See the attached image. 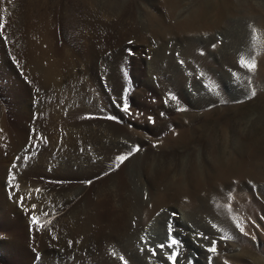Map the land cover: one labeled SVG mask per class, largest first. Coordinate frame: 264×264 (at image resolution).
Masks as SVG:
<instances>
[{
	"label": "bare ground",
	"instance_id": "6f19581e",
	"mask_svg": "<svg viewBox=\"0 0 264 264\" xmlns=\"http://www.w3.org/2000/svg\"><path fill=\"white\" fill-rule=\"evenodd\" d=\"M183 1L167 0L168 11L173 17H184L185 20L178 24L180 27L190 29L195 26L196 30L205 33L220 31L225 15L236 12L233 6L229 7V0L216 5L210 13L206 10L191 12L183 9ZM43 3L42 7H38L39 11L32 15V21L27 22L24 56L36 89L46 99L43 104L44 116H38L33 110L28 116L39 121L36 132L46 138V142L38 140V144H35L37 146H33L34 150L32 147L25 150L22 148V134H18L19 130L17 134H13L14 128H11L9 133L2 132L5 139L0 141V144L4 143L10 155L14 153L21 156L18 164L20 170L25 164L28 165L25 173L19 174L20 176L27 177L28 173H31L29 169L34 168L42 171L44 176L51 175L57 180L69 178L70 181L50 182L42 179L41 184L33 185L29 182V186L43 190L39 200L35 196L30 200L31 206L37 205L32 215H38L43 227L37 230L35 225L30 227L31 222H28L30 245L36 251H31V259L27 263L124 264V261H127V264H172L167 256L174 252L178 257L176 264H197L193 255L198 250L203 262L219 264L218 260L212 259L213 254L206 250L210 241L216 240L217 247L222 245L233 251L237 248V212L247 211L252 217L256 211L255 208H249L253 206L248 202L250 198H247V192L245 196L237 195V179L247 178L250 174L245 168V161H240L237 165L238 156H231L232 160L229 158V162H226L228 159L223 162L222 156L216 150V147L221 146L219 136L213 133L205 137L206 146L200 153L196 152L197 145L188 148V143L193 142L196 137V129L193 126L190 132L186 128L187 131L178 134L177 140H171L173 145H180L181 150L159 147V150L156 148L158 151L148 150L145 156L142 155L144 157L139 158V153L133 148L134 135L132 132L130 134L129 127L109 122L106 125L99 124L84 118L86 110L101 112L98 110L101 108H97L100 107L99 99L93 97V81L96 75L94 79L91 75L94 72L110 75L113 71L109 72L106 70L107 66L105 68L103 65L117 61L122 55L127 60V43L145 39L146 32H143L142 26L137 23L134 10L128 16L110 21L106 20L103 14L93 13L91 9L81 5H61L56 12H52L46 3ZM235 30L237 32V28ZM186 38L181 43V48L180 45H177L178 48L172 44L171 48L168 47L169 44L166 46V49H172L173 57L168 56L166 50L162 56L155 54L153 49L144 50L148 54L146 57H149V60L146 58L151 79L149 81L158 82V85L157 82L153 85L161 89V96L167 101L166 106H178L184 109L186 118H191L207 104L225 101L224 87L227 84L237 86L236 75L240 67L237 69V33L232 36V45L225 44L223 51L214 39L212 44L208 43L210 47L202 48L201 45L200 48L193 46L191 39ZM176 50H179V59L174 55ZM181 59L183 62L178 64ZM118 63L117 70L122 69L124 76L127 72L123 67L125 63L123 60ZM228 73L232 77L226 76ZM199 74L200 80L197 78ZM121 81L111 87L108 96L113 94L116 106L123 110V98L128 96V91L122 87ZM63 107L68 111L65 109L62 113ZM118 114L122 115L121 112ZM167 115V108L162 109L161 117L164 118L159 122L160 125L148 127L153 134L164 131L171 123ZM59 130L70 135L60 139L61 137L57 136L61 132ZM25 135L22 136L26 137ZM27 135L30 136L29 133ZM41 145L43 147L37 155L36 150ZM218 148L221 151L220 147ZM129 152L132 153L129 158L120 163L119 167H115L117 157ZM199 154H202V161ZM187 159L190 165L183 169V163ZM0 161L6 162L3 157ZM0 168V176L3 177L8 172L5 167ZM23 180L19 183L21 186L25 184ZM29 186L25 187L29 189ZM222 188L231 191V195L224 197ZM243 188L242 186L241 189ZM237 196L240 201H237ZM11 199L16 201L14 197ZM45 212L48 215H44ZM197 233H203L209 240L202 239ZM221 236L229 238L220 239ZM170 237L181 241L171 249L157 248L156 255H152L149 248L167 242ZM39 255L42 256L41 260Z\"/></svg>",
	"mask_w": 264,
	"mask_h": 264
},
{
	"label": "rangeland",
	"instance_id": "374dc122",
	"mask_svg": "<svg viewBox=\"0 0 264 264\" xmlns=\"http://www.w3.org/2000/svg\"><path fill=\"white\" fill-rule=\"evenodd\" d=\"M27 1L0 0V17H3V22L5 24L4 36L7 37V39L0 38V127L2 128V130L5 129L4 131H2L0 128V134H2V132L4 133L5 131H8L9 133V129L14 128L13 134H17L18 130L20 131L18 133L19 135H25L23 133H29L33 141H35V144H38V140H36V134H38V132H36V128L39 124V121L34 118L31 119L28 116V113L31 114L32 112H34L38 116H44L45 109L43 104L46 103V99L45 96L42 97L40 95V92L35 87L36 83L33 80L24 54L26 48L25 41L28 34V30H26L27 22L32 21V15L36 14L37 11H39V6L42 7L43 2L46 3V5L49 7V10L52 12H56L58 7H60L61 5L62 7L63 5H81L87 9H91L93 13H96L98 15L103 14L102 16L105 17L106 20L108 19L110 21L121 18L122 16H128L131 14V11L134 10L136 11L137 15L136 21H138L137 23L140 24L139 26H142L141 28H143V32H146V38L143 40L139 39L132 44L127 43V47L125 48L127 60L123 58L124 56L122 55L123 57H118L117 61L112 63H105L103 65L105 66V68L107 66L106 70H108L109 72L113 71L110 75H107V73L101 74L100 72H94L95 74L93 73V75H91L93 79L96 75V78L94 79L95 81H93L94 91L93 89L92 91L95 94L93 95V97H96L97 100L99 99L98 105H100V107L97 106V108H101L98 109L101 112L97 110L100 113L99 114L95 112H87L86 110L84 111V118L92 117L86 119L94 120V122H99V124L102 123L106 125L109 122L110 124H119L125 127H129L130 134L132 132V134L134 135L132 138L133 148L136 149V146H140L139 151H137L139 153V158L144 157L148 150H157L159 147H171L177 150H181L182 148L179 147L180 145H173V142L179 138H177L178 134L187 131V129L188 132H190V130H192V126L194 127V129H196V137L194 138L193 142L188 143V148L197 145L198 147L196 146L195 148L196 152H199L200 150L203 151V149H205L206 142L204 141L205 137L209 133H213L217 135V137L219 136L218 140H220L219 142H221V146L218 147H220L221 151H219L218 147H216V150L222 156L223 162H225V160L227 159L228 160L226 162H229V158L232 160V157L238 156L237 165H239V163H241L242 161H245V168L250 171V174L247 176V178L245 177L242 179H237V195L240 196L242 194L245 196V193L247 192L246 196L247 198H250L248 202H251L250 206H253L249 208H255L256 211L254 216L252 217H250L246 213L247 211L245 212L241 210V212H237V248L234 249L233 252L232 249H230V251L229 249H226L225 246L222 247V245H219L217 247V253H211V255L213 254L212 259H214L215 261L218 260L219 264H231L232 261H234L232 264H264V0H229V7L233 6L234 10H236L237 13H228L225 15L223 19L224 25L222 26L223 28L221 27L220 31L213 30L207 33L196 30L195 26L194 28L190 29L180 27L178 24H180V22L184 21L185 19L184 17H173L172 13L168 11L167 0ZM224 1L225 0H184V7L182 6V8L190 10L191 12H200L201 10H206L210 13L213 12L216 5L223 3ZM198 6H200V8H198ZM236 28L237 32L235 30ZM232 33H237V69L239 67L240 69L237 70L238 75H236V77H239H237V86L227 84L224 87V92L226 95L224 99L226 102L223 101L220 103L207 104V108H203L202 111L200 110L198 114L191 118H186V115L184 113L185 111H183L184 109L179 108L178 106H173L172 108L166 106L167 101L161 96V89H158L159 86L155 87L153 85L155 81L150 82V73L148 71L149 65L147 64L149 57H146L148 54L144 49H153L155 51V54H161V56L166 50L167 55L169 54L168 56L173 57L172 49L170 50L166 48H171V44L174 46L180 45L179 47L181 48V43L184 41V38L187 37L189 38V40L191 39V42H193V46L200 47L202 45V48L210 47L211 45L209 46L208 43H211L212 39H214L218 42V45H220L221 51H223L225 44L227 46L232 45V36L234 35ZM244 41H247V44ZM168 44L170 46H168ZM244 49L248 51H244ZM129 50L131 51L129 52ZM212 51L213 50H210V52ZM174 55L179 59V50H176L174 52ZM121 60H123V62L125 63L123 67L127 70L124 76H122V69L119 68V70H117V64H119L118 62L121 63ZM242 60L245 62V64L255 63L256 68L250 71L246 66H242V64H240ZM181 61L183 62V60L181 59L178 64H181ZM244 67L247 70H245ZM94 70L96 71L97 68ZM228 75L231 76V74L229 73L226 76ZM197 78L198 80H200L201 75H197ZM118 81H121V83H123L122 87L125 90L127 88L128 91V96L123 98L124 104H126L128 107L127 111H123L116 106L115 102L113 101V94L111 95V97L108 96L111 92V87L115 86ZM125 82L127 85L125 84ZM111 84L112 86H110ZM118 85H120V83ZM156 85H158V82ZM251 90H254L256 94L255 96H251V98H248L250 96ZM98 92L100 93V95ZM30 106H33V109ZM165 108H167V118L169 119V121H171V123L167 126V128H165L164 131H161L157 135H155L150 131L151 129L149 128L158 127L160 125L159 122L164 118L161 117L162 109ZM62 109H64V107ZM65 109L67 112L68 109L66 107ZM65 109L62 110V113H64ZM31 110L33 111L31 112ZM118 112H121L122 115L118 114ZM108 117H115V119H109ZM56 118L58 119V116ZM28 128L30 129L29 131ZM31 128L35 129V134L32 133ZM194 129L193 131H195ZM59 132L62 134L61 135L60 133H58L57 135L58 137H61L60 139H62V136L65 137L67 135H70L63 130H59ZM27 134L25 135L26 137L20 135V137L23 138L22 148H25V146L29 144L30 136ZM2 135L0 138L1 142L5 139L4 134ZM23 140L25 141L23 142ZM47 144H49V142H47ZM35 146L37 145H34V147ZM31 147L33 148L32 150L35 149L33 146ZM42 147L43 146L41 145V147L39 146V149L36 150L37 155L40 153V149H42ZM238 151L240 154L238 153ZM0 153V159L2 160L3 157L6 161V164L1 163L0 161V163L2 164H0V166L5 167L6 172H8L7 174H4L3 177L0 176V264H28L31 259V251H36V249L32 248L33 246L30 245L31 241L29 236L31 235H29V229L27 228L28 222H30V217L32 216L33 212L31 211L30 200L34 198V196L36 197V193L33 192L32 198L29 199V191L32 190L33 183L41 184L42 179L50 182H69L70 179L68 178L64 180H57L53 176L51 177V175L44 176L42 174V171L36 170L34 168L29 169V171L31 170V173L26 172V174L28 173L27 177H22L20 175L25 173L28 165L25 164L26 166L24 165V167H21L20 170L18 166L19 160H17L16 158L18 156H21L14 153L11 154V156L7 148H5L4 143L0 144ZM201 156L202 154L199 157L200 161L203 160ZM254 156L257 158H253ZM250 158L252 159L250 160ZM12 162L13 165L11 166ZM156 163L157 162H155V168H157ZM189 165L190 161L187 159L183 163V169H185L186 167L188 168ZM10 171L12 174L15 173L13 176L14 178H17L11 179V183L9 182V179H7L9 178L8 174L10 173ZM21 179H24L23 181H25V184L23 186L19 184L21 183ZM29 182L32 183V187L29 186ZM25 186H29V189ZM89 186L91 188V185ZM242 186L244 187L243 190L241 189ZM260 187H262V189H260ZM33 188L36 189L35 187ZM221 190L223 191L224 197H229L231 195V191L223 190V188ZM250 192L252 194L256 192V194L254 193L252 196ZM21 196L25 198L23 206L20 204L19 200V197ZM239 196H237V201L241 200L239 199ZM11 197H14L16 201L14 202ZM249 208L248 210H250ZM174 239L179 242L181 241L177 238ZM199 255L200 251L197 250L194 252V259L197 260V262L195 263L207 264L200 259ZM39 256V259L41 260L42 256ZM220 256L223 259H221ZM177 258L178 257L176 256V260Z\"/></svg>",
	"mask_w": 264,
	"mask_h": 264
},
{
	"label": "snow or ice",
	"instance_id": "6c2138e0",
	"mask_svg": "<svg viewBox=\"0 0 264 264\" xmlns=\"http://www.w3.org/2000/svg\"><path fill=\"white\" fill-rule=\"evenodd\" d=\"M4 27H5V24L3 22V17H0V38L7 39V37L4 36ZM130 51L131 50H129V52ZM241 64H242V66H246L250 71L256 68V64L255 63L245 64V62L242 60ZM255 94H256L255 91L251 90L250 91V96L248 98H251V96H255ZM123 110L124 111L128 110V107H127L126 104L123 105ZM86 118H92V117H86ZM108 118L109 119H115V117H108ZM32 133L35 134V129H32ZM36 140H40V141L46 142V138H44L40 134H36ZM34 145H35V141L32 140V137L30 135L29 144L25 146V150H27L28 147H31V146H34ZM135 151H139V147L138 146L136 147ZM131 154L132 153L129 152L127 154H122L119 157H117V162H115L114 166L115 167H119V164L123 163L125 160H127ZM16 159L19 160L20 157L18 156ZM104 174L106 175L107 173H104ZM13 178H14V176H13V174L10 171L9 178H8L9 182ZM87 183H91V181H87ZM42 191L43 190H41L39 188L32 189V190L29 191L28 198L31 199L32 198V192H35L36 193V199L39 200L40 199V194H41ZM19 200H20L21 205H23L25 198L23 196H21V197H19ZM36 208H37V205L33 204L31 206V211L35 212ZM44 215H48V213L45 212ZM53 215H55L54 212H53ZM30 222H31L30 227H31V225H35L37 230H39V229H41L43 227V225L40 224L39 219H38V217L36 215H32L30 217ZM197 235L200 236L204 240H209V238L207 236H204L203 233H197ZM228 238L229 237H224V236L220 237V239H228ZM69 243L71 244V242H69ZM178 243L179 242L177 240H175L174 238H170L167 242H162V243L156 245L155 247L149 248V251L152 253V255H156L157 248L160 249V250H164L166 248L171 249L173 247V245H176ZM216 245H217V241L216 240H211L210 241V246H208L206 250L208 252H210V253H217L218 249H217ZM141 251H143V249H141ZM176 256H177V254L173 252V253L168 254L167 259L169 261H171L172 264H176ZM121 259L123 260V257H121ZM124 264H127V261H124Z\"/></svg>",
	"mask_w": 264,
	"mask_h": 264
}]
</instances>
